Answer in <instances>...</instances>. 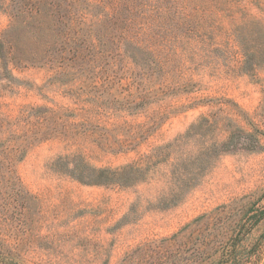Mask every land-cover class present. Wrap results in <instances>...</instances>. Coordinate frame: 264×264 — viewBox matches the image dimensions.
<instances>
[{"label": "rangeland", "instance_id": "rangeland-1", "mask_svg": "<svg viewBox=\"0 0 264 264\" xmlns=\"http://www.w3.org/2000/svg\"><path fill=\"white\" fill-rule=\"evenodd\" d=\"M88 1L0 58V264H264V0Z\"/></svg>", "mask_w": 264, "mask_h": 264}, {"label": "trees", "instance_id": "trees-1", "mask_svg": "<svg viewBox=\"0 0 264 264\" xmlns=\"http://www.w3.org/2000/svg\"><path fill=\"white\" fill-rule=\"evenodd\" d=\"M44 0H35L30 8L25 10L24 8L19 9V11L13 13V25L12 29L9 32V35H3L0 37V58L4 55H11V51L15 47V44H12V40L15 35V30L20 27L19 24L25 26V28L30 31L32 42L35 44L43 43L42 48V58L49 57L51 49L57 45L59 38H64V46L70 45L71 42H74L78 39L76 28L78 24L80 25L84 17L82 14L77 13L78 7L82 3H91L88 0H47L46 4L43 3ZM62 1V3H59ZM101 5L117 7L126 6L128 0H94ZM46 10H42V6ZM28 16V21H23V17ZM21 17V18H20ZM21 22V23H20ZM24 23V24H23ZM65 29V32L57 30L60 27ZM76 31L75 35H71V32ZM52 35V40L48 37V34ZM72 47V46H71ZM70 53L73 56H78L79 52L74 48L70 49ZM66 55L62 58L61 65L66 61ZM61 60V59H60ZM50 61V60H49ZM232 141V137L225 144L227 146L228 142ZM260 149V146H258Z\"/></svg>", "mask_w": 264, "mask_h": 264}]
</instances>
